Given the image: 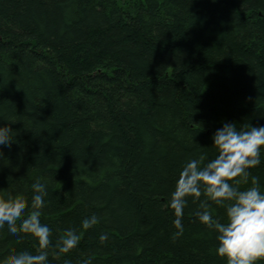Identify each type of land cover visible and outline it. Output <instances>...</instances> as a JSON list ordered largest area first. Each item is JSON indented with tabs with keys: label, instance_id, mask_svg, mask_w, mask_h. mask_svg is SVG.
Listing matches in <instances>:
<instances>
[{
	"label": "trees",
	"instance_id": "1",
	"mask_svg": "<svg viewBox=\"0 0 264 264\" xmlns=\"http://www.w3.org/2000/svg\"><path fill=\"white\" fill-rule=\"evenodd\" d=\"M224 121L264 125V0H0V126L16 133L0 190L30 212L46 183L48 264H225L199 203L180 237L170 207ZM250 171L264 184V155ZM69 228L79 243L59 253ZM21 236L0 231V260L38 251Z\"/></svg>",
	"mask_w": 264,
	"mask_h": 264
},
{
	"label": "clouds",
	"instance_id": "2",
	"mask_svg": "<svg viewBox=\"0 0 264 264\" xmlns=\"http://www.w3.org/2000/svg\"><path fill=\"white\" fill-rule=\"evenodd\" d=\"M14 134L10 127L0 126V146H10ZM212 140L215 155L201 151L189 159L170 193V207L176 216L174 236L183 235L181 217L191 199L200 205L197 215L201 223L215 228L216 254L225 260V264H262L264 184L250 170L262 164L264 125L224 121L213 133ZM31 187L30 212L23 198L10 197L0 190V231H6L13 240L22 239L21 233L29 234L35 238L38 251L19 250L6 260H0V264H48L52 229L41 220L48 188L39 179ZM211 204L224 208L226 220L213 222ZM94 223V220L85 218L81 227L86 230ZM107 239L106 233L99 235L101 242ZM78 243L77 232L66 229L59 253L70 252ZM65 264H71V261L66 260ZM80 264H91V261L83 259Z\"/></svg>",
	"mask_w": 264,
	"mask_h": 264
}]
</instances>
